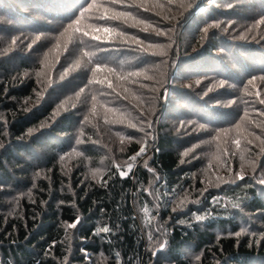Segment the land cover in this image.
Listing matches in <instances>:
<instances>
[{
  "label": "trees",
  "instance_id": "trees-1",
  "mask_svg": "<svg viewBox=\"0 0 264 264\" xmlns=\"http://www.w3.org/2000/svg\"><path fill=\"white\" fill-rule=\"evenodd\" d=\"M92 3L0 0V15L19 25L16 35L0 28V264H264V153L249 123L264 117V0H95L85 11ZM105 9L132 15L99 19ZM153 29L167 34L168 53L142 68L129 57L145 48L123 42L154 46ZM164 63L155 110L142 113L140 140H129L108 126L135 105L115 91ZM103 159L96 177L88 170ZM226 167L246 168L245 179L207 185L206 172Z\"/></svg>",
  "mask_w": 264,
  "mask_h": 264
},
{
  "label": "rangeland",
  "instance_id": "rangeland-1",
  "mask_svg": "<svg viewBox=\"0 0 264 264\" xmlns=\"http://www.w3.org/2000/svg\"><path fill=\"white\" fill-rule=\"evenodd\" d=\"M24 10H25V15L32 16L33 14H36L31 8H24ZM0 13H2V12H0ZM35 18L42 21L44 17L38 16ZM8 20L9 21H7L3 15H0V25H4V26L0 27L1 30H3V32H7L8 29H11L10 34L16 35V32L19 31V29L15 28V27H11V26H19L18 23H16L14 19L11 20L8 18ZM157 31H160L163 33V31L161 29H153L152 30V32H155V33ZM18 36L23 38V36H21L20 33L18 34ZM165 38H167V34L161 35L160 42H158L154 46L147 45L146 43L140 41V43H137V44H139L140 46L145 48L144 49L145 53H141L140 52L141 48L135 46V49L131 50V52H130L131 56L129 57V59L130 60L135 59L137 62L140 63L142 68H143V66L144 67L153 66V65L157 66V65L161 64V62L159 60V58L161 59V54L168 53V42L164 41ZM61 41H63V40H61ZM132 42L134 43L135 41L133 39L129 38V39H126L123 43L126 45L127 43H132ZM6 43L8 44L7 46L10 47V41H8ZM61 45L62 44L59 41L58 44H56V46L54 45V47L47 49L48 51L45 55L46 56L45 59L47 60L45 62V72L49 71L51 69V66L53 67L58 62L57 58H58L59 52L62 48ZM5 47H6V45L4 46V49H5ZM4 49H1V50H4ZM124 50H128V49H124ZM124 52H127V51H124ZM162 61H164V59ZM164 67H165V63L160 67L161 73H159L155 76L150 75V74L148 75L146 72L142 71L140 81L137 82V79L134 80L132 82V84L137 82V85L135 88H133L131 90L127 89L128 87H121V86L117 87L115 94L119 95L120 92H123L124 95L127 97L128 101H130V99L134 100L135 105L130 104L131 106H129L126 109L125 105L121 104L120 107L126 109V111L123 113H119L117 116L112 115V118L109 117V120L112 122V123H108V126L110 128L112 126V128L116 129V131L120 130L124 134V136L127 137L129 140H134V139L140 140L138 133L143 135V130H144V129H141V116H143L142 113L150 112V111H152V109L155 110L154 108H155L156 102L155 101L152 102V100L150 98L152 97L151 94L157 92L161 86V84L159 86H157L156 84H157V82H161V80L163 78V74L165 71V70H163ZM74 70H76V67L72 66V67L68 68L66 71H63V73L58 74L57 75V81L65 80L67 78V76L71 72H73ZM146 76H147V79H145ZM142 80L144 81L143 82L144 86L142 85L143 84ZM201 82H203V81L199 78L186 80V81L182 80L181 82H179L180 85L178 84V86H180V87L182 86V88H187V87L194 86V85L198 86ZM211 83L213 86L217 84V82H215V81H210L208 83L209 87H210ZM169 90H170V88H168L166 91L167 92L166 97H168V93L170 94ZM141 92H143V94L144 93H149V94H145L144 96H142V98H140V97H138L139 94H137V93H141ZM209 92H211V89H208V88L205 89V94H209ZM110 98H112V97L111 96L108 97V99H110ZM124 101H126V100H124ZM145 105H147V108H148L146 110L144 108ZM87 106H89V103ZM259 109H262V108H259ZM97 110H100L101 114L104 112V109H97ZM97 110L94 107L92 108V112H96V113L99 112ZM109 120H107V121H109ZM249 123H250V130L253 133V135L251 136V139H252L251 141L256 143L257 145H258V142L260 141V147H264V143H262V142H264V129H263L264 128V117H260L254 121H250ZM138 128L141 130L142 133L139 131ZM89 129H90V126H89ZM243 141L244 140L241 138V142H243ZM79 148L80 149L84 148V146H82L80 144V142L78 141L76 143V149L75 150L79 151ZM76 154L78 155V153H76ZM184 156H185V154H184ZM70 157L74 158V155L71 154ZM73 158H70V159L72 160ZM108 163H109L108 160L103 159L102 168L92 169V170H88V171L91 174H93L94 176L98 177L101 175V172L104 170V168L106 167V165ZM245 165L247 166V164H245ZM245 169L246 168H240V169L238 168L234 171H231V170H229V168L226 167V169H219L218 171L214 170V171H211L208 173L206 172L205 175H203V179L207 182V185L212 184V183L215 184L216 180L218 178H220L219 179V181H220L221 179L229 177L232 174L236 175L237 172H241L242 174H244Z\"/></svg>",
  "mask_w": 264,
  "mask_h": 264
},
{
  "label": "snow or ice",
  "instance_id": "snow-or-ice-1",
  "mask_svg": "<svg viewBox=\"0 0 264 264\" xmlns=\"http://www.w3.org/2000/svg\"><path fill=\"white\" fill-rule=\"evenodd\" d=\"M114 2H115V0H114ZM93 7H96V4H95V0H93V3L92 4H90L89 6H88V9H85V11H88L89 9H91V8H93ZM147 10V9H146ZM106 13H107V9H105V15H101L100 17H99V19H102V20H121L122 18H123V22H127V20H128V18L129 17H131V13H129V12H117V13H114L113 15H111V16H108V15H106ZM81 15H83V13H81ZM134 19V18H133ZM76 23L77 24H79V21H76ZM130 26H134V25H130ZM69 27H71V25H69ZM77 30H79V29H77ZM103 31L104 32H106V33H116L118 36H120V37H126L127 36V34L125 33V32H123V31H119V32H117V29L116 28H104L103 29ZM144 31H147V29L145 28L144 29ZM85 36H87L88 35V33L87 32H84L83 33ZM164 33H162V32H160V31H157L156 32V35H163ZM40 39V37L39 36H37L36 37V40H39ZM131 39H133L136 43H140V41H138V40H136V38L135 37H131ZM29 47H31V45H29ZM84 55L85 56H88L89 54L87 53V52H85L84 53ZM133 75H139V73H133ZM255 79V77L253 78V80ZM253 80H249L248 81V83L249 84H252L253 83ZM109 87H111V84L109 83V85H108ZM81 91H83V89H81ZM258 95H259V93H258ZM259 103L261 104V105H264V99H260L259 100ZM262 114H264V113H262ZM235 143L237 144V146H239V140H237V141H235ZM249 143H251V141H249ZM262 143H264V142H262ZM4 147V145L3 144H0V148H3ZM260 151H261V153H264V147H262L261 149H260ZM145 152V148H141L140 149V151L136 154V156H139V155H141V154H143ZM185 155H187V153H185ZM136 156H133V157H131V159H136ZM117 167H119V166H117ZM129 168H131V165H129ZM149 171H152V169H148ZM253 171L255 172V168L253 169ZM119 175H120V177L121 178H125L126 176H127V172H125V171H123V170H120V172H119ZM218 179H220V178H218ZM245 179V176L241 173V172H237L236 173V179L235 180H232V181H230L231 183H236V181L237 180H244ZM259 183L260 184H262V185H264V179H261V180H259ZM206 191V190H205ZM203 193H201V195H202ZM181 203H183V202H181ZM177 209L176 208H173L172 209V211L173 212H175ZM205 217L204 216H201V215H197L196 216V219L199 221V220H203ZM79 222V220H77L76 222H74V223H71V224H69L68 225V227L69 228H76V226H77V223ZM101 231H103V232H105V233H107V232H109L110 231V229L108 228V227H104V228H102V229H97V233H99V232H101ZM237 236L239 235V233H237L236 234ZM151 238V237H150ZM160 247L161 248H163L164 247V244L162 243L161 245H160ZM197 259H199V257H197Z\"/></svg>",
  "mask_w": 264,
  "mask_h": 264
}]
</instances>
